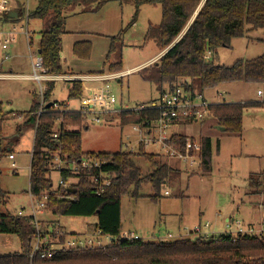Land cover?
Masks as SVG:
<instances>
[{
  "label": "trees",
  "instance_id": "1",
  "mask_svg": "<svg viewBox=\"0 0 264 264\" xmlns=\"http://www.w3.org/2000/svg\"><path fill=\"white\" fill-rule=\"evenodd\" d=\"M112 1L133 3L135 14L119 35L110 38L107 61L114 53L118 54V59L110 63L108 70L123 69V36L136 22L141 6L160 4L162 21L149 25L145 41H155L160 49L159 53L172 47L164 52L158 61L138 71L144 80L155 83L160 91L165 86L182 80L203 92L205 89L230 82L264 84V53L250 59H238L230 66L215 62L218 50L231 47L234 38L244 37L252 30L264 29V0H39L30 17L46 20L45 29L41 32L40 49L43 65L51 73L64 72L61 51L67 13L75 11L77 7H80L83 13H96ZM92 49L93 42L90 40H79L73 44V53L80 59L90 58ZM209 51L212 54L211 59L206 60ZM103 71L105 70H101ZM56 84L57 82L53 81L48 83L44 93L45 104H62L53 99ZM82 95L81 84L74 82L68 87L67 101L79 99ZM263 105L264 101L214 103L209 106L207 115L213 116L216 125L224 127V131L241 135L244 109ZM40 106L41 97H34L31 116L27 121L29 126L35 129L28 191L37 198L42 197L43 193H48L46 210L51 214L95 216L96 227L105 234L119 237L123 229L121 207L125 195L133 198L145 196L140 190L144 184H150L153 193L148 197L158 201L166 194V184L176 181L187 172L186 169L171 166L158 155L147 152L134 153L123 149L84 151L82 129L69 128L86 127L82 116L76 112L66 114L55 108L38 116L36 113ZM62 113L65 115L64 121L61 124L59 139L55 140L52 133ZM151 116L155 114L147 111H143L139 116L122 113L114 120L117 119V124L122 129L126 124L141 122ZM3 117V104L0 101V159L12 154L11 148L3 146ZM196 142L201 147L199 169L209 173L212 170L213 148L210 136L196 137L182 132L174 134L171 141L175 148L186 155L193 154ZM60 148L65 158L80 160L86 156H94L106 160L104 168L116 174L112 184L104 193L98 195L92 181V172L82 170L78 183L74 185L75 192H70L73 199H59L57 194L68 193L65 188L54 190L48 164ZM137 156L144 157L153 169L144 174L136 163ZM63 175L68 176V173L64 171ZM247 181L250 194L262 193L264 171L251 173ZM7 202L8 192L0 186V233L16 234L22 251L0 255V264H264V234L246 233L233 236L227 232L210 236L208 239L200 236L195 240L120 239L105 248L62 250L49 259L36 256L32 262L29 255L33 250L32 241L37 228L32 224L30 217L17 215L10 210L4 211ZM46 222L42 221L46 231L56 225L55 221ZM61 239L64 241L65 237Z\"/></svg>",
  "mask_w": 264,
  "mask_h": 264
},
{
  "label": "rangeland",
  "instance_id": "2",
  "mask_svg": "<svg viewBox=\"0 0 264 264\" xmlns=\"http://www.w3.org/2000/svg\"><path fill=\"white\" fill-rule=\"evenodd\" d=\"M38 4L39 0L29 2L23 0L21 6L20 4L13 6L27 7L32 13ZM134 14L133 3L119 1L107 3L96 13H83L80 7L67 13L65 33L62 36L63 70L75 73L110 71L108 70L110 63L118 59V54L114 53L110 61H107L110 38L119 35ZM161 21L160 4L141 6L136 22L123 36V69L141 65L159 53L160 49L155 41H145V34L151 23L159 24ZM26 26L32 39H28L24 32ZM45 26V19L32 17L28 23L23 16L9 22L7 30H13L14 27L17 30H14L15 41L10 45L12 58L2 65L4 71L23 74L33 72L32 60H36L35 53L39 49L41 32ZM79 40L93 42L90 58L80 59L74 55L73 44ZM29 41L32 42V46L29 45ZM30 52L33 53V58L30 57ZM263 53L264 29H256L247 32L244 37L234 38L231 47L220 48L215 62L230 66L238 59H250ZM113 86L120 102L128 104L131 108L160 97L157 85L144 80L137 70ZM258 89L264 91V84L239 81L205 89L204 93L208 101L214 103L262 102L264 96L257 94ZM67 94V85L57 82L53 99L62 103L61 105H66ZM37 96L40 98V87L36 81L0 80V101L4 110L3 146L11 148L12 153L16 155L15 159H11L9 154L0 159V186L8 192V202L3 208L4 211L17 213L20 210L27 212L30 210L31 197L28 190L35 131L28 126L30 124L27 121L31 116L34 97ZM69 104L72 107L77 106L75 100H70ZM74 128L82 129L84 151H117L125 149V144L131 140L137 145L136 137L128 138L126 131L129 130L126 128L122 130L116 122L91 123L88 128L79 126ZM171 131H182L196 137L210 136L213 141L212 170L204 173L197 165L193 167L194 169L190 167L188 169L185 163L181 162L188 173L184 172L176 181H169L165 186L169 194H165L160 200L153 201L148 197L153 193L150 184H144L140 190L145 196L133 198L125 195L121 207L122 232L133 231L145 241H173L184 238L195 240L200 236L208 239L210 236L223 234L226 230L223 227L227 217L242 221L246 226L251 224L250 222H255L256 226H263L264 210L259 204L264 203V190L259 194H250L247 178L251 173L264 171V106H249L244 109L241 135L218 129L215 118L210 115L197 123L185 124ZM135 150H138L137 146ZM159 150V147L153 145L145 152L157 153ZM135 160L144 174L153 169L144 157L137 156ZM168 164L180 167L178 161L171 160ZM51 175L54 188H57L60 174L53 171ZM41 218L44 222L55 221L69 233L80 231L89 224L94 225L97 220L95 216H57L48 211L42 213ZM206 223L210 225L207 229L204 228ZM197 225L202 226L200 234L194 231ZM228 230L236 231V228L234 226V229L227 228ZM104 241L106 242L105 239ZM21 251L16 234L0 233V255Z\"/></svg>",
  "mask_w": 264,
  "mask_h": 264
},
{
  "label": "built area",
  "instance_id": "3",
  "mask_svg": "<svg viewBox=\"0 0 264 264\" xmlns=\"http://www.w3.org/2000/svg\"><path fill=\"white\" fill-rule=\"evenodd\" d=\"M20 2V3H19ZM29 2V0H28ZM23 0H0V53L2 59L0 60V80H12V79H27L36 81L40 87L41 106L37 111V115L40 116L44 111H49L51 108L59 109L63 113L76 112L82 116L83 123H104L112 124L118 122L114 118L122 113L127 115H141L143 111L152 112L155 116H151L142 120L141 122H131L126 124L123 129L126 131L127 137L135 136L137 145L133 144V140L125 144V149L129 152L140 153L145 152L147 148L155 145L159 147V152L150 153L155 155H164L175 161L185 163L189 169L195 167L199 168L200 165V144L194 143V152L191 155H186L171 143L172 136L180 131L172 132L171 130L178 127H182L185 124H194L203 120L209 112V106L211 103L208 101L203 91L192 87L191 83H187L184 80L179 83H174L171 86H165L160 91V97L157 100L149 103H142L135 108H131L128 104H122L118 98V95L114 88V83H120L124 77L128 76L135 70L148 66L158 60L164 52L160 53L151 61L144 65H138L132 68H127L117 71H103L95 73H75V72H63V73H51L48 68L43 65V59L39 53V49L36 51V60H32L33 72L30 74L14 73L12 71H4L3 63L9 61L12 58L10 45L15 41V31L8 29L7 25L10 21H14L23 16L27 23L31 15L29 8L24 7L14 8V4H21ZM13 11L17 12V17L13 18L10 14ZM28 39H32L27 29H24ZM29 45L32 46V42L29 41ZM211 52L206 55V60L211 59ZM30 57L33 58V53L30 52ZM62 82L70 86L74 82H79L83 88V95L79 99H75L77 102L76 107L71 105H58L55 103L52 107L47 108L44 103V93L47 89L49 82ZM259 96H264L262 89L258 90ZM121 106V107H118ZM62 113L56 121L55 129L52 133V137L55 140L59 139L61 124L64 121V114ZM62 145V144H61ZM138 147L136 151L135 148ZM61 147V146H60ZM136 151V152H135ZM62 149L60 148L53 160L49 162V168L51 172L57 171L61 174L59 179V185L54 188L55 191L65 188L67 193L57 194L59 199H73L69 192V188H75L74 185L79 181V173L82 170H88L92 172V181L95 183V192L100 195L104 193L107 188L112 184V180L115 177V172L105 169L107 161L104 159L96 158L94 156H86L80 160L69 159L62 156ZM12 159L15 155L12 153L9 155ZM18 168V167H16ZM16 171V170H15ZM66 171L68 176H64L63 172ZM166 194H169L166 191ZM30 210H20L17 215L27 216L31 218L32 224L37 228V232L34 235L32 241L33 250L30 253L31 261L40 256L43 259H49L54 257L58 252L62 250H78V249H96L105 248L115 240L127 239L136 240L141 237L133 231H123L121 235L115 237L111 234H105L98 227L94 226L93 229H82L80 231L69 233L62 225H55L49 230H44L42 225V213L46 212V207L49 199L48 193H43L42 197L37 198L31 192ZM262 210H264V203L259 204ZM236 231L228 230L227 233L237 236L238 234H251L261 235L264 234V225L255 226L253 224L244 225L242 221H233ZM210 225L206 223L204 228H209ZM231 227V223H228L227 228ZM196 234H200L202 226L197 225L194 227ZM65 237L63 241L61 238ZM106 240V242L104 241Z\"/></svg>",
  "mask_w": 264,
  "mask_h": 264
},
{
  "label": "crops",
  "instance_id": "4",
  "mask_svg": "<svg viewBox=\"0 0 264 264\" xmlns=\"http://www.w3.org/2000/svg\"><path fill=\"white\" fill-rule=\"evenodd\" d=\"M160 53H158L157 55H159ZM157 55H155L154 57H152L151 59H149V60H147L146 62H144L143 64H141V65H144L145 63H147V62H149V61H151L152 59H154ZM217 64V63H216ZM138 66V65H137ZM65 72V71H64ZM81 73V72H80ZM122 82V81H121ZM68 85H67V92H68ZM259 90V89H258ZM218 94H220V92H217ZM258 94V93H257ZM204 95H205V93H204ZM67 96H68V94H67ZM207 98V97H206ZM65 101H67V100H65ZM210 102V101H209ZM68 103V105H70L69 104V101L67 102ZM67 103H66V105H67ZM211 104H214V102H210ZM242 103H244V102H242ZM264 106V105H263ZM262 106V107H263ZM72 107V106H71ZM74 108V107H73ZM86 127L85 128H88L91 124H86V123H83ZM29 126V125H28ZM217 126V125H216ZM30 127V126H29ZM69 128H73V129H75L74 128V126H69ZM33 130L35 131V129L33 128ZM182 133V132H181ZM35 138V137H34ZM213 142V141H212ZM122 149V148H121ZM14 154V153H13ZM15 155V154H14ZM32 155V154H31ZM159 156V158H161V159H163V160H165L166 162H170L171 160H173V161H175L174 159H170V158H168V157H166V156H164V155H158ZM16 158V155H15V157L14 158H12V159H15ZM180 164V167L181 168H183L182 167V163L181 162H179ZM60 176H61V174H60ZM121 212H122V210H121ZM121 215H122V213H121ZM121 219H122V217H121ZM233 221H235L234 220V218L233 217H227V218H225V221L224 222H226V224L224 225V233H226L227 232V226H228V223H231V229L233 228L234 229V224H233ZM251 224H254L255 222H250ZM95 225H92V224H89V225H87V227H88V229H93V227H94ZM85 229V228H84ZM170 236H171V234H170ZM142 238V237H141ZM143 239V238H142Z\"/></svg>",
  "mask_w": 264,
  "mask_h": 264
},
{
  "label": "water",
  "instance_id": "5",
  "mask_svg": "<svg viewBox=\"0 0 264 264\" xmlns=\"http://www.w3.org/2000/svg\"><path fill=\"white\" fill-rule=\"evenodd\" d=\"M10 16L13 17V18H16V17H17V12H16V11H13V13L10 14ZM171 47H172V46H171ZM171 47H169L167 50H169ZM167 50H166V51H167ZM166 51H165V52H166ZM41 52H42L41 49H39V53H40V54H41ZM54 104H55V103H53V102H49V103L46 105V107H47V108H50V107H52ZM217 128L220 129V130H224V129H225V128L222 127V126H217ZM68 190H69V192H75V188H72V187L69 188Z\"/></svg>",
  "mask_w": 264,
  "mask_h": 264
}]
</instances>
